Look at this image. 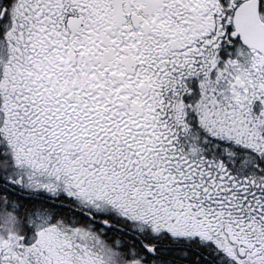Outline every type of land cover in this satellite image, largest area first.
Here are the masks:
<instances>
[{"label":"snow or ice","instance_id":"1","mask_svg":"<svg viewBox=\"0 0 264 264\" xmlns=\"http://www.w3.org/2000/svg\"><path fill=\"white\" fill-rule=\"evenodd\" d=\"M0 264H264V0H0Z\"/></svg>","mask_w":264,"mask_h":264}]
</instances>
